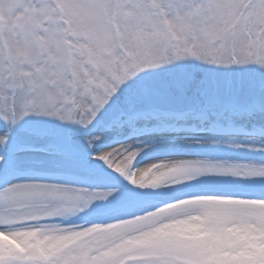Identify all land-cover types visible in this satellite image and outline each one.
Returning a JSON list of instances; mask_svg holds the SVG:
<instances>
[{"label":"snow or ice","instance_id":"1","mask_svg":"<svg viewBox=\"0 0 264 264\" xmlns=\"http://www.w3.org/2000/svg\"><path fill=\"white\" fill-rule=\"evenodd\" d=\"M102 113L172 146L143 166L147 145L92 151ZM257 114L264 0H0V233L16 242H0V264H264ZM94 161L126 183L63 182ZM98 201L113 222H45Z\"/></svg>","mask_w":264,"mask_h":264},{"label":"rangeland","instance_id":"2","mask_svg":"<svg viewBox=\"0 0 264 264\" xmlns=\"http://www.w3.org/2000/svg\"><path fill=\"white\" fill-rule=\"evenodd\" d=\"M197 62H189V70H194L197 73V78L199 79L200 74L203 72V69H192L191 64H195ZM167 75V73H165ZM234 78L239 79L240 77L236 75ZM247 79H258V77H252V76H246ZM130 87L134 88L135 85H131ZM127 93H122L119 95L116 100L115 104L120 107H125V96ZM257 99H259V96H257ZM227 97H222L220 103L226 104ZM208 101L206 98L200 99L197 101V107L203 108L207 105ZM191 105L182 104L181 108L190 107ZM101 125L97 130V134L99 135L100 139H103L102 147H107L109 145H112L114 141L121 140L123 142H129L131 141V145L133 147H141L142 145H147V147L143 148L142 151L139 152L137 155L134 165L140 166L143 162H149L152 160H155L159 157H154V155L161 154L166 150L167 148L172 146V141L168 138L161 136L159 134H149L144 135L141 137H128V130H115V129H107L104 127V124H106L109 120L108 114H98ZM254 122L257 124H264V117H261L259 114H257L252 121L249 123ZM95 121L93 122V125H95ZM30 125L24 124L21 125V134H23V129L28 127ZM93 126H90V128ZM65 136L70 140V142L74 145L84 147V145L81 143L83 132L80 130V126L78 125H66L65 126ZM125 137H128L126 140ZM99 139V140H100ZM135 139H139L136 140ZM105 143V145H103ZM237 143H245V140L243 137L237 138ZM98 145L100 143H96L92 149V151L98 150ZM101 146L99 147V149ZM237 155H243V156H254L258 155L256 153H250L247 151H242L237 153ZM71 176L70 179H65L63 182L72 184L76 187H107L109 184L113 183L114 180L119 179L121 183H126V181L123 180L122 177L119 176L118 173H115L113 170L108 169L106 165L102 161H94L92 170L91 171H73L69 174ZM108 207L103 201L96 202L92 207L85 208L82 211L73 214L69 217H65L63 220L58 219H50L46 220V223H59V224H70V225H78V226H85L90 223H110L113 222V218L110 215L102 214V209ZM78 221V223H77ZM85 223V224H83ZM8 237V236H7ZM7 241L10 244H16L15 241L11 240L10 237L4 238L0 235V242Z\"/></svg>","mask_w":264,"mask_h":264},{"label":"bare ground","instance_id":"3","mask_svg":"<svg viewBox=\"0 0 264 264\" xmlns=\"http://www.w3.org/2000/svg\"><path fill=\"white\" fill-rule=\"evenodd\" d=\"M136 140H139V139H135V141ZM102 142H103V139H100L97 143H100V145H98V150H99V147L101 146V148H104V147H102ZM126 143H131V141H129V142H126ZM103 145H105V143L103 144ZM100 148V149H101ZM162 154V153H161ZM161 154H157V155H154V157H161ZM159 158H157V159H155V160H152V161H149V162H143L140 166H143V165H146V164H149V163H152V162H155L156 160H158ZM123 218V217H122ZM77 223H78V221H77ZM83 224H85V223H83ZM85 226H88V225H85ZM0 235L1 236H3L4 238H8L4 233H0Z\"/></svg>","mask_w":264,"mask_h":264}]
</instances>
